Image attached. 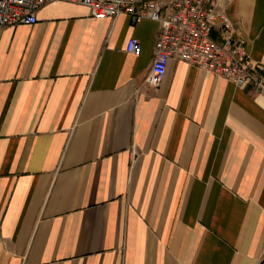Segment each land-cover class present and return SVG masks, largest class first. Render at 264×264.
Segmentation results:
<instances>
[{"label":"crops","instance_id":"obj_1","mask_svg":"<svg viewBox=\"0 0 264 264\" xmlns=\"http://www.w3.org/2000/svg\"><path fill=\"white\" fill-rule=\"evenodd\" d=\"M221 3L264 67V0ZM37 19L0 33V264H264V97L177 59L148 87L154 21Z\"/></svg>","mask_w":264,"mask_h":264},{"label":"built area","instance_id":"obj_2","mask_svg":"<svg viewBox=\"0 0 264 264\" xmlns=\"http://www.w3.org/2000/svg\"><path fill=\"white\" fill-rule=\"evenodd\" d=\"M57 1L81 4L97 20L126 14L134 24L158 23L148 87H159L170 60L177 59L232 82L252 97H264V67L250 60L244 41L234 39L221 0H0V33L7 27L37 24L39 10ZM219 22L220 42L212 36ZM126 52L139 56L140 42L130 39Z\"/></svg>","mask_w":264,"mask_h":264}]
</instances>
